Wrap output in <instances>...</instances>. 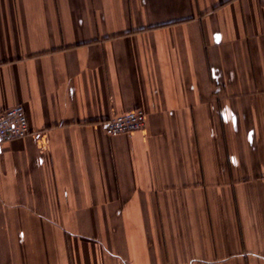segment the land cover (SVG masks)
I'll return each instance as SVG.
<instances>
[{"label":"crops","instance_id":"0c3cea01","mask_svg":"<svg viewBox=\"0 0 264 264\" xmlns=\"http://www.w3.org/2000/svg\"><path fill=\"white\" fill-rule=\"evenodd\" d=\"M17 104L0 264H264V0H0Z\"/></svg>","mask_w":264,"mask_h":264},{"label":"built area","instance_id":"2783aa9c","mask_svg":"<svg viewBox=\"0 0 264 264\" xmlns=\"http://www.w3.org/2000/svg\"><path fill=\"white\" fill-rule=\"evenodd\" d=\"M147 113L142 108L116 114L102 122L106 133L115 135L143 129ZM31 134L29 119L24 104L11 106L0 112V143L23 138Z\"/></svg>","mask_w":264,"mask_h":264}]
</instances>
